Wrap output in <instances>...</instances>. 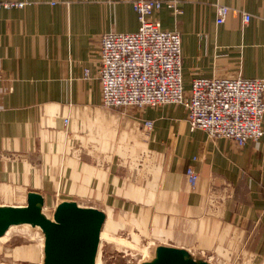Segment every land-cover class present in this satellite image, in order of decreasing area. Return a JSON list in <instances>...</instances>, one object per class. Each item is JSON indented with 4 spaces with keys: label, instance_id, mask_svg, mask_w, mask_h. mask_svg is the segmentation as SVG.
Returning <instances> with one entry per match:
<instances>
[{
    "label": "crops",
    "instance_id": "0c3cea01",
    "mask_svg": "<svg viewBox=\"0 0 264 264\" xmlns=\"http://www.w3.org/2000/svg\"><path fill=\"white\" fill-rule=\"evenodd\" d=\"M134 1L0 0L24 3L0 9V201L84 203L209 263L264 264V137L238 147L191 131L181 105L101 103L100 38L138 30ZM160 1L181 9L156 18L180 34L186 93L197 78L264 80V0ZM217 6L232 9L222 25Z\"/></svg>",
    "mask_w": 264,
    "mask_h": 264
},
{
    "label": "built area",
    "instance_id": "2783aa9c",
    "mask_svg": "<svg viewBox=\"0 0 264 264\" xmlns=\"http://www.w3.org/2000/svg\"><path fill=\"white\" fill-rule=\"evenodd\" d=\"M165 5L177 16L176 1L138 0L132 3L139 27L135 33L108 32L101 35L97 51V80L105 108H159L181 105L191 131L200 130L210 139H225L243 147L264 137V80L197 78L186 93L182 83L181 37L163 30L156 15ZM24 3L0 2V9L22 8ZM232 9L217 6L215 24L222 25ZM243 24L251 20L241 13ZM89 70H84V77ZM1 96V89H0ZM1 106V105H0ZM68 123V119L64 120ZM144 128H152L145 121ZM193 187L198 174L188 167Z\"/></svg>",
    "mask_w": 264,
    "mask_h": 264
},
{
    "label": "water",
    "instance_id": "95a60500",
    "mask_svg": "<svg viewBox=\"0 0 264 264\" xmlns=\"http://www.w3.org/2000/svg\"><path fill=\"white\" fill-rule=\"evenodd\" d=\"M8 207V206H6ZM8 221L0 222V238L12 226L30 225L44 236L43 264H94L105 214L94 208H83L74 202L59 204L49 220L41 214L43 199L29 193L23 209H11ZM156 259L143 264H210L194 258L189 252L173 247L156 248Z\"/></svg>",
    "mask_w": 264,
    "mask_h": 264
},
{
    "label": "rangeland",
    "instance_id": "374dc122",
    "mask_svg": "<svg viewBox=\"0 0 264 264\" xmlns=\"http://www.w3.org/2000/svg\"><path fill=\"white\" fill-rule=\"evenodd\" d=\"M26 204L27 201H0V222L10 219L13 212L8 207L21 205L11 209H23ZM78 206L88 207L84 203ZM40 212L49 220L53 219L54 211L51 208L43 205ZM105 216L94 264L150 263L156 259L157 247H168V243L158 237L157 232L136 221V217L120 213ZM43 249L44 236L39 228L30 225L12 226L0 238V264H43ZM192 256L203 259L198 255Z\"/></svg>",
    "mask_w": 264,
    "mask_h": 264
}]
</instances>
